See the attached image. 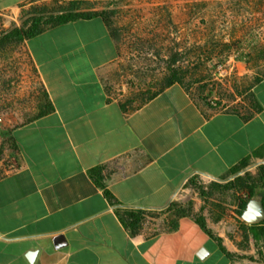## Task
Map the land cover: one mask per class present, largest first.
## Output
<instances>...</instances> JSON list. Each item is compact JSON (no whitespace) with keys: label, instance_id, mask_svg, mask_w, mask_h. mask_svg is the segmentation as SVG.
<instances>
[{"label":"crops","instance_id":"crops-1","mask_svg":"<svg viewBox=\"0 0 264 264\" xmlns=\"http://www.w3.org/2000/svg\"><path fill=\"white\" fill-rule=\"evenodd\" d=\"M33 1L0 0V15ZM24 47L54 110L5 130L15 157L0 177V264H243L206 215L221 244L194 216L174 231L132 233L118 211H162L192 178L227 182L245 159L264 165V78L251 113L205 105L178 83L130 106L108 87L122 57L101 17L55 26ZM251 253L249 264H264V250Z\"/></svg>","mask_w":264,"mask_h":264},{"label":"rangeland","instance_id":"rangeland-1","mask_svg":"<svg viewBox=\"0 0 264 264\" xmlns=\"http://www.w3.org/2000/svg\"><path fill=\"white\" fill-rule=\"evenodd\" d=\"M50 1L34 0L13 17L0 15V38L21 25L22 13ZM97 7L117 12L122 70L118 82L108 84L114 94L139 98L154 91L167 68L174 67L197 72L191 90L199 102L243 113L256 108L254 81L264 74V0H111ZM43 89L24 43L0 49V177L12 169L15 157L5 130L35 114ZM257 168L250 166L241 175ZM198 182L204 193L185 185L176 202L206 215L213 231L221 230L238 259L249 264L251 250L264 247L254 244L239 216L246 194L232 190L209 195L212 181ZM149 220L151 227L160 224Z\"/></svg>","mask_w":264,"mask_h":264},{"label":"trees","instance_id":"trees-1","mask_svg":"<svg viewBox=\"0 0 264 264\" xmlns=\"http://www.w3.org/2000/svg\"><path fill=\"white\" fill-rule=\"evenodd\" d=\"M100 2L86 1V0H51L48 4H44L40 8H33L26 14L22 13L21 25L13 28L10 32L3 34L0 38V49H6L9 45L24 43L29 38L35 37L44 31L55 26L68 23L76 20H90L94 17H101L111 36L115 41L119 39V30L115 26V19L117 12L109 7L98 8ZM197 72L183 71L179 68L168 67L166 73L161 80L158 81L157 88L154 91H146L137 98L139 104L152 99L164 88L169 87L174 83L182 85L187 90H191V86L197 82L195 80ZM264 78V74L257 76L254 84L259 83ZM128 105H132V99L126 101ZM54 110L53 104L46 90L43 89L37 100V110L35 114L27 121L31 122L42 116L51 113ZM251 113V112H250ZM257 156V153H254ZM250 165V160L245 159L237 166L232 168L229 174H239L246 170ZM99 168L92 171L95 180L98 184L100 182ZM200 182L196 178H192L186 184L196 191L203 192V187L199 185ZM209 195L214 191L221 194L227 191L235 190L238 193L246 194V199H243L239 204V216L242 219L243 211L246 209L247 203L252 199H259L264 205V165H260L255 173L246 171L242 175L236 176L233 180L224 184L212 182L210 185ZM108 199L112 202V195L106 190L105 192ZM122 222L125 227L132 233H137L149 225V219L160 220V224L155 228L152 234L159 233L160 231H174L178 227V220L184 216H194L198 224L210 235L215 237L221 244L222 239L215 236L214 232L207 227L206 218L193 213V208L189 204H182L174 202L170 207L162 211H147V210H119L118 211ZM242 223L246 225V231L252 238L256 246L264 247V220L259 223L248 224L242 219ZM226 254L233 258V254L226 251Z\"/></svg>","mask_w":264,"mask_h":264},{"label":"water","instance_id":"water-1","mask_svg":"<svg viewBox=\"0 0 264 264\" xmlns=\"http://www.w3.org/2000/svg\"><path fill=\"white\" fill-rule=\"evenodd\" d=\"M242 219L248 224L259 223L264 220V205L259 199H252L243 211Z\"/></svg>","mask_w":264,"mask_h":264},{"label":"built area","instance_id":"built-area-1","mask_svg":"<svg viewBox=\"0 0 264 264\" xmlns=\"http://www.w3.org/2000/svg\"><path fill=\"white\" fill-rule=\"evenodd\" d=\"M218 70H219V74L223 73V67L221 65L218 67Z\"/></svg>","mask_w":264,"mask_h":264}]
</instances>
